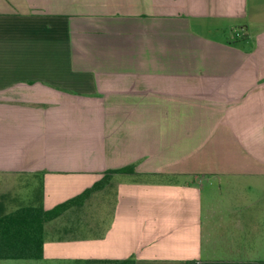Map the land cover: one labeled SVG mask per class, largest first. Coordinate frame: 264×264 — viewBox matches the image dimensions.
I'll return each mask as SVG.
<instances>
[{
  "label": "crops",
  "instance_id": "crops-1",
  "mask_svg": "<svg viewBox=\"0 0 264 264\" xmlns=\"http://www.w3.org/2000/svg\"><path fill=\"white\" fill-rule=\"evenodd\" d=\"M130 166L37 264H264V0H0V177L50 210Z\"/></svg>",
  "mask_w": 264,
  "mask_h": 264
},
{
  "label": "trees",
  "instance_id": "trees-1",
  "mask_svg": "<svg viewBox=\"0 0 264 264\" xmlns=\"http://www.w3.org/2000/svg\"><path fill=\"white\" fill-rule=\"evenodd\" d=\"M134 167L108 171L105 177L82 194L46 210L42 206H25L13 212H0V260H37L43 256L45 225L73 206H81L91 194L104 188L109 175L132 174ZM136 264L135 259L118 262Z\"/></svg>",
  "mask_w": 264,
  "mask_h": 264
},
{
  "label": "rangeland",
  "instance_id": "rangeland-1",
  "mask_svg": "<svg viewBox=\"0 0 264 264\" xmlns=\"http://www.w3.org/2000/svg\"><path fill=\"white\" fill-rule=\"evenodd\" d=\"M15 182V183H13ZM15 186V192H13V196L16 197L18 201V204L20 206H27L28 202L27 197L33 199L36 197L37 194L40 192V186L39 184L31 178H9V179H2L0 177V195L3 196L5 186H10V189L12 188V185ZM203 186L205 187V195L208 197L211 195V192L213 194V197H217L218 202H223V206H225L226 200H228V194H234L235 192L239 194L238 190L235 188V191L230 186L229 183L220 184L218 181L212 180L210 182H204ZM240 190H245L246 192H249V195L251 197L250 201L254 202L256 200V197L259 196L258 189L256 190L254 185L249 184H240L239 185ZM214 189V190H213ZM255 195V196H254ZM4 197V196H3ZM9 198L7 195L5 198ZM206 197V196H205ZM215 201V200H214ZM21 263L25 264H37L35 260H23Z\"/></svg>",
  "mask_w": 264,
  "mask_h": 264
},
{
  "label": "built area",
  "instance_id": "built-area-1",
  "mask_svg": "<svg viewBox=\"0 0 264 264\" xmlns=\"http://www.w3.org/2000/svg\"><path fill=\"white\" fill-rule=\"evenodd\" d=\"M237 36H239V34Z\"/></svg>",
  "mask_w": 264,
  "mask_h": 264
}]
</instances>
